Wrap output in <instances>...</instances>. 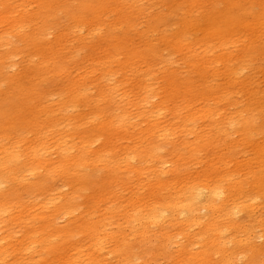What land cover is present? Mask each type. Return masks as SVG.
I'll return each mask as SVG.
<instances>
[{
  "label": "rangeland",
  "instance_id": "rangeland-1",
  "mask_svg": "<svg viewBox=\"0 0 264 264\" xmlns=\"http://www.w3.org/2000/svg\"><path fill=\"white\" fill-rule=\"evenodd\" d=\"M32 1L34 0H0L1 3L6 5L14 8L18 7L17 10L25 13L24 16L26 17L27 13L33 14L35 12V5ZM85 1L61 0L57 10L58 14L49 19V23L42 31L46 46L59 45L61 47V55L57 57V62L59 61L63 71L57 75L51 68L40 70L37 63L41 60V56L36 55L31 59L33 78L39 82L35 87L36 90L33 87L34 83H31L32 72L30 70H28L29 76L26 78L28 68L24 58L27 51L22 50L19 55L15 54L26 47L25 43L22 40H18L13 45L7 44L0 47L1 53L10 52L12 55L10 66L3 73L4 83L1 84L0 105L6 106L9 95L5 94H9L12 82L24 80V88L29 91L34 89V94L36 95H33L30 101L37 106L33 115H25L27 119L25 123L35 121V118L42 120L43 117L39 111L41 108H45L50 114L54 113L53 116L56 119L54 127L47 126L39 131L19 130L8 133V140H3V143L11 141L10 143L15 142L14 146H35L38 141H45L44 148H46V152H49L45 159L48 162H55L59 159V147H62V150L65 151L66 157L78 154L84 148L83 153L88 164L93 163V160L96 159V153L104 150L99 161L95 162V167L89 169V173L95 179L94 183L100 180L102 175H106L108 167H111L116 161L122 166L119 176L122 178L123 183L117 187H112V193L110 192L112 195L105 204H94L96 208L90 198L93 195L97 196L96 187L99 183L91 186L82 195H78L71 193L73 183L69 180L54 177L47 184L48 192L45 197L31 195L27 198L24 196V201L29 200L30 203L33 201H49L50 204H47L50 206V210L44 212V214L51 213L49 220L47 219L46 223L41 224L40 220L34 216V213H28V220L18 226L15 221L8 218L7 214L3 215L0 218V264H70L71 260H73L72 264H185L186 260H189L188 264H247L248 260L246 257L243 258L240 255H237L231 261L226 260L231 258L229 249L232 247L234 235L227 227L229 223L226 221V213L212 214L210 211L202 210L199 213L202 219L197 220L192 227L184 224L179 216H172L167 221L146 226H143L142 222L138 223V221H132L131 219H138L141 209L149 203L162 207L164 202L170 200L168 197L173 192L175 184H179L178 178L171 173L172 167L176 165L172 161L171 152L174 150L177 152L186 151V143L191 144L204 140L201 143L204 145H202L195 160L197 163L194 161L189 162L190 168L187 165L188 172L190 171L191 175L208 177L212 174V170L216 169L224 175L225 181L239 179L242 186L247 190L249 189L248 192L251 193L248 182L252 177L241 173L239 168L244 169L242 164L245 160L252 159L251 144L262 146L264 133L262 130L257 131L255 129L251 135L250 143L244 142L242 141V132L238 130V126L241 120L247 116L245 109L251 108L248 105L250 102L247 93L256 91L259 92L258 97H260V100L264 98V71L262 72L264 70V53L253 58L250 62L251 64L244 66L239 63L238 57L241 56L242 60L244 53L241 49L247 43H252L256 47L264 45L263 29H257V32H254L253 35L248 32L243 34V31L238 35L239 32H237L235 36H238L236 38L234 36L231 39L232 43L227 47L229 49L228 54L231 57V67L235 69L239 67L238 82H236L233 90L229 89L226 92L224 90L226 79L223 77L222 72L226 71V69L225 66L215 62L214 59L215 55L219 53L214 52L218 51V49L209 51L208 63L214 66L216 75L214 77L213 75L206 77L193 75V81L196 88L205 86L221 87L218 92L220 95L209 94V99L206 103L216 111V114L210 119V122H214L212 127L215 129L210 126L207 127L208 122L203 121L201 118H197L192 123H187L185 127L183 123L184 115H186V111L183 110L184 105L182 106L181 100L176 104V106L181 107L180 115L178 117L174 116V103L169 99H165V94L168 92L166 90L167 85L160 80V77L163 73L162 71L165 70L167 74H173L177 79L181 80L190 74L189 68L186 66L187 62L184 56L165 46L159 37L163 35L167 37L168 34L171 35L175 31L176 24L183 18L184 12L187 13L186 2L183 4L182 10L173 11L172 5L177 0H124L127 6L132 7L135 11L140 10L138 15L132 18L135 30L127 35L129 45L138 50L151 45L159 51V55L152 60L150 65L134 62L123 73L117 71L115 65L107 72H104L99 67L94 68V63L89 60V55L93 53V46L98 44L96 42L98 39L88 37L87 28L78 27L71 29L72 23L64 15V10L69 7L74 9L78 4ZM249 1L255 6V11H258V7L263 0ZM239 2L241 6H246L247 0H239ZM95 3L99 4L98 0ZM238 10L239 8L237 7L234 12ZM201 11H203V8ZM32 16L36 17L34 14ZM158 16H166V20L164 21V26L157 33L159 37H152V33H148L147 27L151 20ZM116 18V9H110L104 16V25L101 26V29L104 31L110 27L113 29L112 34H117L121 25L113 26ZM86 19L89 20L90 15H87ZM244 22L246 24L253 23V16L246 15ZM4 28L5 26H0V32ZM25 30L29 31V27ZM197 36L201 37L202 33ZM202 44V48H205V46L212 48L217 46L216 42H210L207 45ZM99 45H102V43H99ZM196 48L197 52L202 51L199 46ZM102 49L103 45L99 51L100 54ZM120 60L122 61V59ZM252 63L254 64L252 65ZM144 76L148 80L146 94L143 95L144 92L142 91L140 95H135L140 80H143ZM73 83L77 84L80 91H85V94H87L86 100L71 101L73 95H70L71 92L68 88ZM247 88H249L248 91L246 90ZM100 89L105 92L112 89L111 95H107L106 98L100 101L101 97L98 95V90ZM13 96L18 103H23L28 99L27 95ZM141 97H146L147 103H138ZM98 101H100L103 111L97 119L111 122L115 115H119L120 120L127 128L128 135L126 137L120 136L116 140L110 138L112 131L111 133L110 131H98L94 134L95 138L92 137L88 143H80V140L86 134H89V128L93 123L91 112L97 107ZM192 104L194 105L192 110L203 106L199 98H194ZM58 109L61 111L57 115L55 112ZM217 123L218 126L222 127V130L218 132L216 131ZM1 139L0 136V142H2ZM212 140L215 142L212 143ZM108 141L110 144H108ZM103 144H105V149L102 147ZM157 145L161 147V153L163 155L166 154L167 160L171 161L172 164L154 162L143 164L141 162L146 157L149 148ZM134 153H136L137 157H133ZM105 155H107L106 158ZM125 160L127 161L125 162ZM137 172L144 173V183L139 181ZM158 176L161 177L163 184L157 183ZM191 180L197 182L194 179ZM159 186H163L162 190L158 188ZM250 196L253 197L252 194ZM138 198L142 200L138 204L139 207H136L132 203L137 201ZM69 200L76 205V209L72 214H67L63 211L59 212V209L55 212V207ZM257 201L262 206L263 199L259 198ZM132 208H137V210L132 211ZM93 209H96L95 217H98L97 219L100 221L103 220L104 223V228H101L97 234L98 238H96L99 243L98 248L93 246L94 243L91 238L77 232L74 226L68 227L74 221H78V224H80L81 221L89 218V212ZM126 213H129L128 216H124ZM254 216L256 217V223L264 222V209H261ZM233 217V222L244 225L248 214L238 212ZM209 218L212 219V222H209ZM255 221L256 230L253 236H256L259 230ZM207 222L209 223L207 224ZM179 223L186 226L190 232L198 233L197 240L201 244L207 236L204 235V231L213 233L210 227L211 225H217L218 229L214 231L216 233L212 240L214 245L224 244L228 248L227 251L221 253L223 256L220 254L219 257V254L215 253L217 252L215 249L208 258L196 257L190 263V257L185 256L186 254L183 251L186 249L183 245H188V239L184 241L182 236H178L181 231ZM221 228L224 230L222 229L220 232ZM239 231L241 233L240 235L236 234L237 238H244L243 228ZM164 232L168 233V237L172 236V239L167 241L168 237H166ZM33 234H35L34 238L31 237ZM263 243L264 240L257 237L252 240L255 249L262 247ZM199 248L200 244H196L192 247V250H200ZM164 250L167 251L166 254H164ZM259 261H263L262 257L257 258L256 264H260Z\"/></svg>",
  "mask_w": 264,
  "mask_h": 264
},
{
  "label": "bare ground",
  "instance_id": "bare-ground-1",
  "mask_svg": "<svg viewBox=\"0 0 264 264\" xmlns=\"http://www.w3.org/2000/svg\"><path fill=\"white\" fill-rule=\"evenodd\" d=\"M60 1L61 0L32 1L35 5V12L33 14L36 17H33V14L29 13H27L26 17L24 16L25 13L17 10L18 7L14 8L13 6L0 2V26H5L4 30L0 32V47L7 44L13 45L14 42H18V40H22L25 43L26 47L22 48L15 54L19 55V52L22 50L27 51L24 58L26 59L24 62L28 68L26 71V78H28V70H30L32 72L31 83H34V88L39 82L33 78L31 59L36 55L41 56V60L39 59L40 61L37 63L40 70L51 68L57 75L63 71L59 61L57 62V57L61 55V47H59V45L52 47L46 46L42 32L44 31L45 26L49 23V19L58 14L57 10ZM95 1L96 0H86L84 3L78 4L74 9L69 7L64 10V15L72 23L71 29L78 27L87 28V36L91 39H98L96 41L98 44L93 46V53H90L89 55V60L94 63V68L99 67L104 72H107L113 65H115L117 71L124 73L134 64V62H142L150 65L152 60L156 59L159 55V51L154 49L151 45L142 50H138L129 45L127 41V35L135 30L132 18L133 16L138 15L140 10L135 11L132 7L127 6L124 0H98L99 4H96ZM185 2L187 13L184 12L183 18L176 24L175 31L171 35L168 34L167 37L164 35L159 37L157 34L161 27L164 26L166 16H158L151 20L147 29L149 30L148 33H152V37H159L165 46L183 55L187 62L186 66L189 68L190 74L186 75L181 80L177 79L173 74H167L165 70L162 71L163 73L160 77V80L167 85L166 90L168 92L165 94V99H169L174 103V116L178 117L180 115L181 107L176 106V104L181 100L182 106L184 105L183 110L186 111V115H184L183 119L185 127L187 126V123H192L197 118H201L203 121L208 122L206 125L207 127H212L214 122H210V119L216 114V111L210 108L206 103L209 99V94L220 95L218 92L221 87L205 86L202 88H196V86L194 87L195 82L193 81V75L200 77L211 75L214 77V75H216L214 66L209 65L208 63V53L212 49H218V51L214 52H219L215 55L214 59L215 62H219L225 66L226 69V71L222 72L223 77L226 79L224 90L225 92L229 89L233 90L236 82H238L237 76H239V67L236 69L231 67V57L228 54L229 49L227 47L232 43L231 39H233L237 32H239L238 35H240L242 31L243 34L248 32L253 35V33H256L259 28H262L264 31V0L258 7V11H255V6H253L249 0H247L246 6H241L239 0H177L174 2L175 4L172 5L173 11L182 10ZM237 7L239 10L234 12ZM109 8L116 9L117 11V18L115 19L113 26L117 27L118 25H121L118 33L115 35L112 34L113 29L110 27L104 31L101 29V26L104 25L105 14L110 11ZM131 8L132 10L130 11ZM202 8L203 11H201ZM87 15H90L89 20L86 19ZM246 15L253 16V23L246 24L244 22ZM28 27L29 31H26L25 29ZM199 33H202L201 37L197 36ZM237 36H235V38ZM210 42H216L217 46H214L213 48L205 46V48H202V43L207 45L210 44ZM99 43H102L103 45L101 54L99 51L101 50L102 45H99ZM197 46L202 50L201 52H197ZM241 50L244 55L242 53V60L241 56H239L238 61L244 66L248 65L256 56L264 53V45H262V47L261 45L260 47H256L252 43H247ZM11 57L12 55L10 52H0V91L2 90L1 84L4 83L3 73L4 70L10 66L9 63ZM120 59H122V61ZM254 60L256 61V59ZM253 64L254 63H252V65ZM263 71L264 70H262V72ZM146 76H144L145 78L143 80H140L135 95H140L142 91L144 92L143 95L146 94L148 88V80ZM23 86L24 80H16L15 82H12L9 94H5L9 95L6 106L0 105V136L2 138V142H0V218L7 214L8 218L15 221V223L20 226L28 220V213H34V216L40 220L39 222L41 224L46 223L51 214H44V212L50 210V206L47 204L49 201H33L30 203L29 200L24 201V196L27 198L31 195L45 197V194L48 192L47 184L54 177L69 180L73 183L71 193L78 195H82L87 192L91 186L99 183L96 187L98 193L97 196L93 195L90 200H93V205H99L100 203L105 204L107 199L112 195V187L121 185L123 181L119 176L122 166L116 161L111 167H108L109 169L106 171V175H102L100 180L94 183L95 179L92 178L89 169L95 167V162L97 163L99 161V158L102 155L101 153L104 150H101L100 153H96V159L93 160V163L91 162L88 164L83 153L84 148H82L80 153L66 157L64 154L65 151L62 150V147H59V159L55 162H48L45 159L49 153L46 152V148H44L46 144L45 141H38L35 146H14L15 142L10 143L11 141L3 143V140H8V133H13L19 130L39 131L45 129L47 126H55L56 119L55 116H53L54 113H48L45 108L39 109L43 117L42 120L35 118V121L25 123L27 120L25 115H33L37 106L30 101L31 97L36 95L34 94V89L29 91ZM69 89L71 92L70 95H73V97H71L72 102H79L80 100L87 99L85 91H80L76 83L71 84L68 90ZM248 89L249 88L246 90L248 91ZM111 91L112 89H109L108 92H105L102 89L98 90V95L101 97V100L100 98L99 100L102 101L107 95H111ZM13 95H27L28 99L23 103H18ZM167 95L171 97H168ZM247 95L250 102L248 105L251 108L245 109L247 116L239 123L238 130L242 132V141L250 143L251 135L255 129H257V131L262 130L264 133V98L260 100V97H258L259 92L256 91H251L247 93ZM194 98H199L203 105L199 108H194L193 110L195 111L192 110L194 106L192 101ZM100 101L97 102V107L91 112L93 123L89 128V134H86L80 140V143H88L92 137L95 138L94 134L98 131H110V133L112 131L110 138L116 140L120 136L126 137L128 135V132L126 131L127 128L120 120L119 115H115L111 122H107L106 120L100 121L97 119L103 111V109H101ZM141 102L147 103V98H139L138 103ZM60 111L61 110L58 109L55 113L58 115V112ZM221 130L222 127L218 126L217 123L216 131L218 132ZM203 141L191 144L186 143V151L184 152H177L176 150L171 152L172 161L176 164L172 167L171 173L178 178L179 184H175L173 192L170 193V197H168L170 200L164 202L162 207H157L154 203H149L146 207L141 209V211L139 210L138 219L132 218L131 220L138 221V223L142 222L143 226H146L148 224L167 221L171 219L172 216H179L182 218L184 224H188L192 227L197 220L202 219L199 215L202 210H205L206 212L210 211L212 214L226 213V221L230 225H227V227L234 233L232 247L229 249L231 251H229L231 258L228 257L229 259L226 260L231 261L232 259H235L237 255H240L243 256V258L246 257L248 260L247 264H256L257 258L262 257L263 261H259V263L264 264V243L262 247L258 249H255L252 244L254 237L264 240V222L256 223V217L254 216V214L261 209H264V142L262 143V146L251 144L253 157L252 159H248V161L247 159L245 160L242 164L244 169L241 167L239 168L241 173L252 177L248 182L251 192L249 193V189L247 190L243 187L239 179L227 182L225 181L224 175L216 169H213L211 172L213 176L210 174L208 177L203 175L193 176L191 175L192 173H189L190 171L188 172V168H190L189 162H196L197 154L202 145H204L201 144ZM213 142L215 141L212 140V143ZM108 144H110L109 141ZM104 145L105 144H103L102 147L105 149ZM160 150L161 147L159 145L154 147L151 146L147 151L146 157L141 160V162L143 164L148 162L172 164L171 161L167 160V155H163ZM106 156L107 155H105V158ZM135 156L136 153H134L133 157ZM126 161L127 160H125V162ZM187 165H189V167ZM143 175L144 173L137 172V176H139V181H141V183H144ZM157 178V183L163 184L161 177L158 176ZM191 179H194L197 182H194ZM162 187L163 186H159L158 188L162 190ZM250 194H252L253 197H251ZM259 198L263 199L262 206L257 201ZM141 200V198H138L137 201L132 204L137 207ZM94 207L96 208L95 205ZM57 209H59V212L63 211L64 213L72 214L76 209V205L69 200L65 203H61L60 206L55 207V212ZM131 210L135 211L137 208H132ZM95 212L96 209L91 210L89 212V218L84 219L80 224H78V221H74L69 224L68 227L74 226V228L77 229V232L91 238L94 243L93 246L98 248L99 243L96 238H98L97 234L100 232L101 228H104V223L103 220L100 221L97 219L98 217H95ZM238 212L248 214L247 221L244 225H240L238 222H233V216ZM128 214L129 213H126L124 216H128ZM254 221L256 226L259 227L256 236H253V233L256 230ZM209 222H212V219H210ZM209 222H207V224ZM178 225L181 227L178 236H182L184 241L188 239V245H183L186 248L183 251L186 254L185 256L190 257V263H192L196 257H202L204 259L208 258L210 253L215 249L217 251L215 253H218L219 257L221 253L227 251L228 248H226L224 244L217 246L214 245L212 240V237L214 238L216 233L214 231L218 229L217 225H211L210 230H212L213 233L206 230L204 231V235L207 236L205 237V240L203 239L202 244L197 240L198 233L190 232V230L182 223H179ZM241 228H243L245 236L244 238H237L236 234L240 235L241 232L239 230ZM222 229L223 228H221L220 232ZM164 234L168 237L167 232H164ZM34 235L35 234L31 237L34 238ZM171 239L172 236L168 237L167 241ZM196 244H200V250L197 249L194 251L192 250V247ZM166 253L167 251L164 250V254ZM188 261L186 260L187 264ZM72 262L73 260L70 261V264H72Z\"/></svg>",
  "mask_w": 264,
  "mask_h": 264
}]
</instances>
